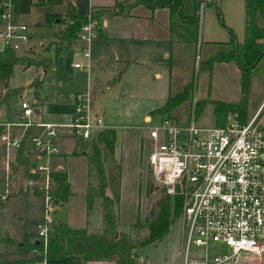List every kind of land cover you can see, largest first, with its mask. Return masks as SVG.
Listing matches in <instances>:
<instances>
[{"label": "built area", "instance_id": "built-area-1", "mask_svg": "<svg viewBox=\"0 0 264 264\" xmlns=\"http://www.w3.org/2000/svg\"><path fill=\"white\" fill-rule=\"evenodd\" d=\"M10 0L0 13V50L16 53L30 46L25 23L15 21ZM89 15V14H88ZM101 24L90 18L78 40L90 43ZM86 66L91 69L89 53ZM74 67H81L74 64ZM91 88L75 96L73 119L67 124L36 120L34 106L20 104L18 119L0 117V149L6 156L5 185L0 201L32 191L42 197V221L37 236L45 244L62 202L53 194L51 159L61 153L56 143L59 127L90 141L105 129L104 117L92 107ZM256 115L241 124L228 113L223 126L201 127L166 115L148 117L144 139L146 161L155 183L182 200L180 264H262L264 256V128ZM21 127L14 133L11 126ZM33 129V132L27 133ZM25 150L27 160L12 164L9 153Z\"/></svg>", "mask_w": 264, "mask_h": 264}, {"label": "rangeland", "instance_id": "rangeland-1", "mask_svg": "<svg viewBox=\"0 0 264 264\" xmlns=\"http://www.w3.org/2000/svg\"><path fill=\"white\" fill-rule=\"evenodd\" d=\"M206 1L201 4L199 9L197 37L192 44H188L187 47L182 46L180 50L176 51V68L171 78L168 74L167 65L161 63L162 61H159L160 63L158 64L142 61L132 65L122 84H118L109 91H106L105 95L99 93L93 100L92 107L96 110H101L106 118L113 120L118 126L119 133L122 132L121 127L123 126H130L132 124H136V126L140 125L143 116L149 114L150 110L161 106L169 92L172 95L178 93L188 83L192 84L189 90V97L172 109L169 114L164 115L174 118L182 124H186L194 119L195 124L198 126L211 127L215 126L214 111L218 103L242 101L245 107L247 121L252 118L262 103L255 118L261 128H264V75L260 66L252 72L248 89L242 91L239 70L233 62H215L211 71L199 65L205 54V42L226 41L228 38L227 28L234 31L237 39L240 41L243 40L244 2L243 0H220L219 8L222 17L220 19L213 7L206 3ZM46 5H36L30 13L18 16V19L24 22L30 30V42L34 45L35 56L37 58L55 59L54 46L47 48L48 44H50L51 37L49 29L44 26V14L46 12H53L54 10L60 12L64 9V1L62 0V3L54 8ZM99 30H97V33ZM81 41L76 42V45L79 44L77 45V49L67 51L56 58L58 87L65 96L72 95L76 92L85 93L90 88L89 76H91V69L86 66L87 59L84 57L85 52L89 53V59L92 63L93 53L97 46H102L107 51L112 47L120 49L125 47L122 43L121 45L117 43L109 45L108 42H96L94 39L89 44ZM137 51L134 52L135 58L138 57L136 55L138 54ZM134 53H131V55ZM74 64H80L81 67L75 68ZM34 74L35 70L32 67L24 69L20 65H15L9 86L12 88H22H20L21 93L9 95V117L16 119V111L22 101H26L31 106L39 108V116L42 121H55L67 116L70 106L60 105V103L57 104L54 97L47 95V93L53 90V86L56 85V80L52 78L51 73L46 76L43 87L40 90L41 98L47 97V100L41 108L35 105L37 104V100L27 88ZM40 74H38V77ZM4 93L6 91L0 90V101ZM197 101L203 102V106L200 113L196 116L194 108ZM230 113L235 114L233 112ZM150 115H152L153 120L158 118L152 113ZM0 117L4 119L1 109ZM137 138V132L130 130L124 136L123 142L127 147L129 145L137 147ZM93 140L91 139L86 143L82 139H79L77 145L80 148H84L87 144V147L90 149V144ZM147 149L148 145L145 146V152ZM102 157L104 159L105 172L110 176L107 191H110V195H113L116 191V171L113 167V162H111L110 157H108L104 150L102 151ZM86 161V158L78 156L69 158L67 162L69 172L75 181L76 201L81 196L79 187L82 186L80 181L86 168ZM133 186V179L131 177L127 178L123 189V201L120 206L122 218L125 220L130 217L134 208ZM140 193L143 212L139 219L142 220L149 214L151 204L159 199V197L168 195L153 180L149 165L146 161V154H144V159L140 167ZM5 206V203L0 201V211ZM180 216L181 211L161 241L139 248L137 256L142 259H148L149 264H167V262H171L174 259H176V264H180ZM32 229L35 228L32 227Z\"/></svg>", "mask_w": 264, "mask_h": 264}, {"label": "trees", "instance_id": "trees-1", "mask_svg": "<svg viewBox=\"0 0 264 264\" xmlns=\"http://www.w3.org/2000/svg\"><path fill=\"white\" fill-rule=\"evenodd\" d=\"M0 0V13L3 11V2ZM206 0H126L116 1L114 5L100 9L92 8L90 18L98 20L101 24L103 16H124L129 14L132 8L143 5L154 11L157 8H168L170 11V29L175 30L180 36V41L193 43L198 33L199 9ZM220 0H207L222 19L219 8ZM244 1V37L238 41L236 34L230 28L228 38L223 42H205V54L200 61V67L211 71L215 62H233L239 70L241 90L246 91L252 72L261 67L264 75V0ZM15 13H28L31 6L46 4H61L62 0H10ZM89 15H79L72 3H68L64 15L48 13L45 16V26L49 29L51 43L54 46L55 59H35L27 54L18 55L13 50H0V90L6 91L1 98L0 105L6 104L9 95L18 93L20 88L4 90L8 87V81L13 75L14 66L35 65L42 68L44 74L35 78L29 85L37 100L36 106L43 102L40 90L43 87L46 76L51 73L56 79L57 57L66 53L79 39L81 27L88 22ZM181 33H180V32ZM124 62L116 70V73L107 81V86H113L120 79L128 66ZM192 86L188 83L183 89L175 94L168 93L164 103L155 108L154 115L169 114L172 109L181 104L189 97ZM203 106V102L195 104L197 116ZM233 112L241 124L247 122V115L242 101L221 102L215 107L214 125L223 126L226 123L228 113ZM95 138V139H94ZM115 131L105 128L95 137L90 144L88 156L89 182L87 190L88 214L98 201L101 210L102 228L92 232L87 229H71L63 224L53 222L44 244L38 236L27 235L21 243V249L25 252L38 250L43 253L40 260L61 259L79 256L84 261L111 260L116 264H147L146 260H140L137 249L161 241L168 233L174 219L179 215L182 208V200L178 196L163 195L154 204V215L149 214L145 218L137 219L127 229L118 230L115 207L119 202V179L120 165L114 160ZM103 148V149H102ZM105 151L113 162L116 171V191L113 195L107 193L110 176L106 174L102 151ZM53 194L58 202H63L68 195L67 176L64 171L53 173ZM62 204V203H61ZM31 237L33 239H31Z\"/></svg>", "mask_w": 264, "mask_h": 264}, {"label": "crops", "instance_id": "crops-1", "mask_svg": "<svg viewBox=\"0 0 264 264\" xmlns=\"http://www.w3.org/2000/svg\"><path fill=\"white\" fill-rule=\"evenodd\" d=\"M64 9L60 12L54 10L53 12H46L45 16L48 13L64 15L67 11L68 3H72L76 9V13L79 15H88L92 8H103L114 5L116 1H126V0H63ZM244 2V1H243ZM60 4H49L46 6L57 7ZM36 5L31 6L30 11ZM30 11L28 13H30ZM20 13L14 14L13 18L15 21L22 22L18 19V16L28 14ZM244 13V10H243ZM170 11L168 8H157L154 11H151L143 5H138L130 11L129 14L124 16H115L110 17L103 16L101 20V28L97 33V36L94 38L96 42H108L109 45L121 43L125 45L124 48L120 49L117 47H112L108 51L102 46H97L95 52L93 53L92 67H91V76L90 88L93 92V100L98 96V94L105 95L106 91H109L114 86L122 84L123 80L126 78L130 68L135 63H140L142 61L147 63H165L167 65L168 74L171 78V75L175 72L176 68V51L180 50L182 46L187 47V45L192 44L190 42H183L180 39L179 34L176 33V29L172 31L170 29ZM24 23V22H22ZM45 26V22H44ZM29 30V28H28ZM180 32V31H179ZM30 33V30H29ZM181 33V32H180ZM240 41L239 39H237ZM50 40L47 48L53 46ZM79 41V40H77ZM76 41V42H77ZM76 42L70 50L77 49ZM82 42V41H81ZM213 42V41H209ZM44 47V45H42ZM122 47V46H121ZM138 57H134L135 51ZM18 55L27 54L30 57H33L37 60L43 58H37L35 56L34 45L30 42L29 49H25L17 52ZM131 53H134L131 55ZM124 62H128L127 69L122 74L121 79L114 84L113 86H107V81L116 73V70ZM20 65L24 69L34 68L35 74L30 83L38 77L44 74V71L41 67L30 65L25 66ZM15 67V66H14ZM76 68V67H75ZM56 76L57 75V64L55 67ZM39 76V77H40ZM110 76V78H108ZM56 80V85L53 86V90L47 93L48 96L55 98L57 104L64 106H70L68 115L62 119L55 121H43L51 122L56 124H67L70 123L73 119V113L75 109V96L76 92L72 95L65 96L63 92L59 89L58 78ZM10 81V79H9ZM4 86V90L7 88L13 90L9 86ZM27 88L32 92V88ZM18 93H21L20 91ZM170 93V92H169ZM168 96V94H167ZM166 96V97H167ZM47 97L43 98V102L39 105L41 108ZM9 99L6 104L0 105L1 112L3 113V118L6 121L15 122L18 119L19 108L16 111V119H11L8 115V104ZM22 103V102H21ZM257 108L254 115H256L261 107ZM5 106V107H4ZM160 107V106H159ZM39 110V108H38ZM104 117V124L106 128L113 129L115 131V144H114V160L120 165V179H119V202L115 207V212L117 216V228L118 230L127 229L132 225L139 217H141L143 212L142 199H140V167L144 159L146 140L144 139V125L148 117H151L150 113L153 110H150L149 114H145L142 118L140 125L132 124L130 126L121 127L122 132H118V126L105 117L104 113L101 110H96ZM40 113V110H39ZM148 113V111H147ZM153 114V113H152ZM154 115V114H153ZM253 115V116H254ZM156 116V115H154ZM252 116V117H253ZM36 120H41L39 114L35 117ZM1 129V127H0ZM11 129L14 133L20 132L22 129L19 126H11ZM135 130L137 132V147L128 146L124 144V136L130 131ZM33 129L27 131L33 132ZM124 135V136H123ZM123 137V139H122ZM82 139L80 137L73 136L66 127H59V134L56 138V143L61 149L59 155L54 156L51 159L52 167L56 171H64L67 176L68 182V195L66 199L62 202L60 208L56 211L54 215V222L65 225L71 229H87L88 231L97 232L102 228V217L99 202L97 201L91 211L88 214L87 209V190L89 182V170H88V156L90 149L87 147V144L84 148H80L77 143L78 140ZM87 143L86 140L82 139ZM137 148V149H136ZM27 155H25V150L15 152L13 150L9 153V159L12 161L13 165L17 163L25 162L27 160ZM84 157L86 158V168L83 174V177L80 181L82 186L79 187L80 190V199L77 201V194L75 192V181L72 178L69 168L67 166L68 159L71 157ZM5 161L6 156L3 151L0 149V191L4 189L5 185ZM131 177L133 179V192H134V208L131 212V215L128 219H123L121 214V204L123 201V189L125 186V180ZM110 195V191H107ZM2 202V201H1ZM5 203V207L0 211V264H116L111 260H98V261H84L79 256H72L61 259H52L40 260L43 253L38 250L23 251L21 249V243L25 240L27 235L37 236V225L42 221V197L41 195L26 190L15 193L10 197V199ZM34 227L35 229H32ZM31 239H33L31 237ZM181 247V243H180ZM138 251V249H137ZM136 251V252H137ZM139 259H142L138 257ZM146 260L149 264L148 259ZM175 260V261H174ZM167 264H176V259ZM264 264V262L262 263Z\"/></svg>", "mask_w": 264, "mask_h": 264}, {"label": "water", "instance_id": "water-1", "mask_svg": "<svg viewBox=\"0 0 264 264\" xmlns=\"http://www.w3.org/2000/svg\"><path fill=\"white\" fill-rule=\"evenodd\" d=\"M35 112L39 114L38 108H35ZM154 215V204H151L150 211H149V217L152 218Z\"/></svg>", "mask_w": 264, "mask_h": 264}]
</instances>
